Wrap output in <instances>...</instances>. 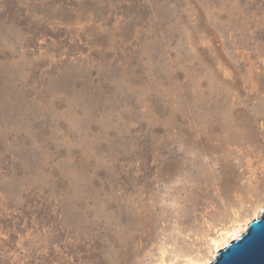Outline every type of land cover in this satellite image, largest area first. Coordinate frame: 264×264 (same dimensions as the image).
<instances>
[{"label":"rangeland","instance_id":"1","mask_svg":"<svg viewBox=\"0 0 264 264\" xmlns=\"http://www.w3.org/2000/svg\"><path fill=\"white\" fill-rule=\"evenodd\" d=\"M264 210V0H0V264H209Z\"/></svg>","mask_w":264,"mask_h":264},{"label":"water","instance_id":"2","mask_svg":"<svg viewBox=\"0 0 264 264\" xmlns=\"http://www.w3.org/2000/svg\"><path fill=\"white\" fill-rule=\"evenodd\" d=\"M209 264H264V210L246 231L221 249Z\"/></svg>","mask_w":264,"mask_h":264},{"label":"bare ground","instance_id":"3","mask_svg":"<svg viewBox=\"0 0 264 264\" xmlns=\"http://www.w3.org/2000/svg\"><path fill=\"white\" fill-rule=\"evenodd\" d=\"M246 230V229H245Z\"/></svg>","mask_w":264,"mask_h":264}]
</instances>
